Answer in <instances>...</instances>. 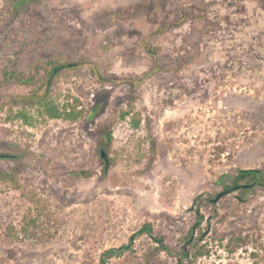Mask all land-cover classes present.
I'll return each mask as SVG.
<instances>
[{
  "label": "rangeland",
  "instance_id": "rangeland-1",
  "mask_svg": "<svg viewBox=\"0 0 264 264\" xmlns=\"http://www.w3.org/2000/svg\"><path fill=\"white\" fill-rule=\"evenodd\" d=\"M48 60L72 62L51 97L74 121L4 75ZM0 153V264H101L124 245L106 264H264V0H0ZM244 168L262 183L212 202ZM189 232L209 254L183 257Z\"/></svg>",
  "mask_w": 264,
  "mask_h": 264
},
{
  "label": "trees",
  "instance_id": "trees-1",
  "mask_svg": "<svg viewBox=\"0 0 264 264\" xmlns=\"http://www.w3.org/2000/svg\"><path fill=\"white\" fill-rule=\"evenodd\" d=\"M174 25V24H172ZM171 25V26H172ZM170 25H166L164 28H169ZM160 29V31H163L165 29ZM142 46L144 50L149 53L153 58H156L157 54L159 53L161 47L158 45L151 44L148 39H145L142 42ZM37 62L34 63V66L32 67V70L29 75L27 76H19L18 72L14 70L13 68H5L4 75L7 79L11 78H18L19 81H21L23 84L30 86V90L28 92L27 98H29L30 102H36L39 104L41 110L43 113H45L50 118H62L67 119L70 121H74L78 119L81 116L80 110L67 109L66 105L64 104L62 109L59 107V104H57L54 99L51 97V85H52V76H55L58 71L61 69V67H67L71 66L72 62L66 61L65 64L59 63L57 65L54 64L53 60H48L45 63H41L40 65H36ZM106 82H112L114 84H119L123 82H137L138 79H130V78H120V77H114L110 76L109 78L104 79ZM10 113L14 118H22L25 122L32 120V116H29L27 112L23 109L18 110H10ZM139 120L134 119V124L136 126L138 125ZM106 137H109L111 132L106 131L105 132ZM263 170L262 169H256V168H244L240 169L236 175L234 176L231 184H226L224 188H228L230 186L235 185H245L250 184L254 182V186L259 185L263 181ZM253 186V187H254ZM243 192H247L250 188H240ZM202 214L197 216L198 223L200 222L202 218ZM28 222L36 224V219H31ZM198 225V224H197ZM12 229V226L7 227V231L5 232L8 236L11 234L10 230ZM147 232L155 241L159 243V247L164 250H168V246L164 242L163 236H157L152 233V229L148 223H144L141 229L137 231V233ZM191 232H189L188 236H184L183 239L186 241L190 238ZM201 238L197 237L192 240L190 243L192 246L191 252L188 250L187 253L183 251V257H189V255L195 259L197 257L209 254L210 248L208 247L207 243H201L199 242ZM231 241H234L236 243H239L243 240V237L240 235H234L230 238ZM127 248V245L119 246V247H111L106 249L102 253V260L101 264H106V261L114 256L120 255L123 250ZM170 252V250H168Z\"/></svg>",
  "mask_w": 264,
  "mask_h": 264
},
{
  "label": "water",
  "instance_id": "water-1",
  "mask_svg": "<svg viewBox=\"0 0 264 264\" xmlns=\"http://www.w3.org/2000/svg\"><path fill=\"white\" fill-rule=\"evenodd\" d=\"M8 156H10V154H7V153H0V157H8ZM253 185H254V183L245 184V185H235V186L228 187V188H226V189H224V190L218 192V193L214 196V198L212 199V202L217 201L221 196H223V195H225V194H228V193H230V192H232V191H234V190H236V189H238V188H240V187H242V188H249V187H251V186H253ZM196 199H197V198L194 199V201H193L192 205L190 206L189 210H192V209L194 208V203H195ZM191 239H192V237H191ZM188 242H190V240H188ZM188 242H186V243H188Z\"/></svg>",
  "mask_w": 264,
  "mask_h": 264
},
{
  "label": "flooded vegetation",
  "instance_id": "flooded-vegetation-1",
  "mask_svg": "<svg viewBox=\"0 0 264 264\" xmlns=\"http://www.w3.org/2000/svg\"><path fill=\"white\" fill-rule=\"evenodd\" d=\"M242 185H243V184H242ZM253 186H254V185H253ZM230 187H231V186H230ZM240 188H242V187H240ZM240 188H238V189H240ZM236 190H237V189H236ZM188 240L192 241L191 237H190ZM188 240H186V242H188ZM186 242H185V244H184L183 248H185V247H186V244H187ZM188 243H189V242H188ZM185 252H187V251H185Z\"/></svg>",
  "mask_w": 264,
  "mask_h": 264
}]
</instances>
